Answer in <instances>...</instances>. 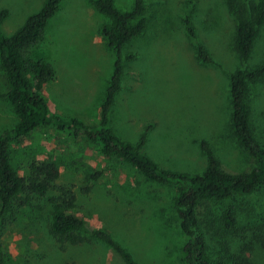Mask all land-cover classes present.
<instances>
[{"label":"rangeland","instance_id":"1","mask_svg":"<svg viewBox=\"0 0 264 264\" xmlns=\"http://www.w3.org/2000/svg\"><path fill=\"white\" fill-rule=\"evenodd\" d=\"M45 1L0 0V11L9 10L0 24L3 35L17 31ZM93 1L61 0L33 55L55 68V79L43 89L51 112L98 124L118 55L103 38L108 19ZM114 1L122 11L134 7V0ZM144 1L148 24L122 50V87L111 108V128L134 145L149 128L142 150L164 168L201 173L207 163L201 142L207 140L225 171H250L256 159L238 143L232 127L231 74L264 65V25L250 58L243 61L234 49L237 20L227 0ZM251 1L237 0L245 16ZM187 18L196 37L188 31ZM198 43L213 63L200 60ZM130 54L135 58L129 59ZM249 85L251 125L264 146V77ZM7 88L0 62V92ZM17 122L10 102L0 99V132ZM10 159L23 176L33 162H55L61 173L57 183L71 185L77 194L76 214L88 228L111 232L139 264H183L188 237L175 218L174 185L146 180L131 164L103 155L85 136L74 138L53 126L13 143ZM98 171L99 178H93ZM56 194L53 190L45 197L35 196L24 206L14 202L9 213L0 207L6 264H124L111 246L89 233L79 245L54 238L49 198ZM229 206L236 222L226 226L222 216ZM204 212L201 230L209 233L213 257L230 263L242 256L250 264H264V189L246 197L212 200Z\"/></svg>","mask_w":264,"mask_h":264},{"label":"trees","instance_id":"2","mask_svg":"<svg viewBox=\"0 0 264 264\" xmlns=\"http://www.w3.org/2000/svg\"><path fill=\"white\" fill-rule=\"evenodd\" d=\"M61 0H46L43 7L30 15L24 24L10 36L0 29V62L8 88L0 92V99H7L13 107L18 122L11 129L0 132V207L3 213L12 210L14 202L20 206L30 204L35 196L49 198L52 204L50 233L62 244L84 243V233H89L111 246L124 264H139L132 253L111 232L90 229L75 212L77 194L71 185H61L60 169L53 161H36L30 165L27 176L21 175L11 164L10 149L15 142L24 140L41 127L53 126L67 131L74 138L85 136L99 145L103 155L125 161L134 166L146 180L171 184L176 187L175 218L180 222L183 233L188 237L183 247V264H250L247 257L236 256L233 262L215 258L209 252L207 235L201 230L205 222V209L212 200H228L246 197L264 189V146L256 138L251 125L248 104L250 82L264 77V65L252 70L238 69L231 74L232 127L236 140L256 159V166L248 172L225 171L207 140L201 142L207 163L201 173H189L161 167L142 150L149 128L138 145L121 138L110 126V112L116 95L122 87V50L141 35L148 24L144 0H134V7L122 11L114 0H94L97 11L107 17L102 35L107 46L116 51L118 58L105 98L100 108L98 124H90L77 116H63L50 110L43 95L44 86L56 76L52 63L44 58H35L34 49L45 39L49 20L59 10ZM237 20L234 49L246 61L250 58L260 27L264 25V0L249 4L248 16L239 9L237 0H227ZM9 10L0 11V24L8 17ZM188 31L196 33L187 18ZM198 55L203 63L214 60L206 47L198 43ZM129 59L135 55L130 54ZM101 171L92 175L99 178ZM87 190L90 187L86 188ZM224 224L236 222L233 207L229 206L222 216ZM208 223V222H207ZM209 226V223H208ZM208 230L209 228L206 227ZM227 244L224 243L222 247ZM0 264H6L4 249L0 244Z\"/></svg>","mask_w":264,"mask_h":264}]
</instances>
